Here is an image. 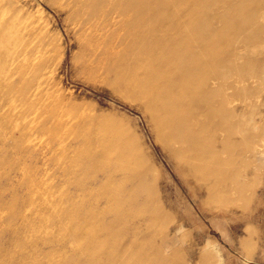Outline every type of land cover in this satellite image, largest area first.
<instances>
[{"label":"rangeland","instance_id":"rangeland-1","mask_svg":"<svg viewBox=\"0 0 264 264\" xmlns=\"http://www.w3.org/2000/svg\"><path fill=\"white\" fill-rule=\"evenodd\" d=\"M96 1L105 57L85 55L65 0H0L52 96L24 103L30 72L0 75V264H264V0H155L181 12L178 30L211 36L191 44L225 115L194 111L202 135L221 126L208 180L177 166L114 87L137 49L133 12ZM115 129L130 167L90 174L80 157Z\"/></svg>","mask_w":264,"mask_h":264},{"label":"bare ground","instance_id":"bare-ground-1","mask_svg":"<svg viewBox=\"0 0 264 264\" xmlns=\"http://www.w3.org/2000/svg\"><path fill=\"white\" fill-rule=\"evenodd\" d=\"M120 1L125 10L133 12L132 21L136 31L132 41L137 44V49L129 55L124 65L113 67L111 74L114 75V87L128 103L137 105L149 119L156 140L177 166L186 169L194 179H214L209 171L214 161L212 142L221 126L215 125L211 134L204 136L193 124L196 110L205 111L206 116L213 121L223 122L225 118L224 113L214 107V95L207 92L208 78L196 72L198 54H194V46L191 45L193 41L210 42L209 31L206 28L184 32L178 30L175 18L181 12L176 11L174 15L159 9L156 6L160 5L155 0ZM199 1L217 4L219 0ZM245 1L254 3L260 0ZM64 5L78 27L85 55L105 57L108 49L96 25L101 12L98 2L65 0ZM5 15V12H0V64L3 62L6 66V69L0 70H3L0 75L7 76L8 73L12 77L14 74L30 72L27 77L30 81L20 93L21 101L25 103L26 95L30 93L39 101L50 99L52 96L44 87L45 79L38 73L40 59L29 67L32 55L27 50L26 37L16 30L13 23L7 21ZM133 68L137 72H131ZM9 95L10 98L13 96ZM97 144L100 145V142ZM102 144L100 147L95 145L88 150L89 154L87 152L84 157H80L85 159L90 174L97 169L106 173L107 170L116 172L121 167H130L132 147L128 138L122 136L121 130L108 131ZM135 175L140 178L138 172Z\"/></svg>","mask_w":264,"mask_h":264}]
</instances>
